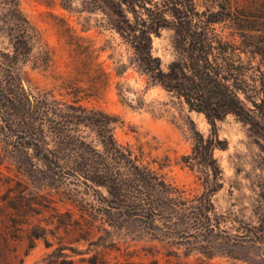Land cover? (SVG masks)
I'll return each mask as SVG.
<instances>
[{
	"label": "trees",
	"instance_id": "16d2710c",
	"mask_svg": "<svg viewBox=\"0 0 264 264\" xmlns=\"http://www.w3.org/2000/svg\"><path fill=\"white\" fill-rule=\"evenodd\" d=\"M60 5L69 12L100 13L105 26L132 50V63L148 85L204 115L207 136L188 118L191 150L181 156L185 166L199 173L202 190L186 195L142 152L119 143L113 134L117 118L82 105L83 89L71 78L59 85L73 93L70 101L25 86L24 66L31 62L32 68L45 70L51 50L23 14L19 0H0V32L9 41V47L0 48V166L7 170L0 168V238L26 240L25 254L37 240L51 247L48 235L63 239L57 236L59 229L73 241L87 243L85 249H77L61 240L33 264H117L108 256L113 242L107 241L131 222L154 239H192L207 250L220 239L264 243L251 229L239 234L220 229L212 201L222 176L214 157V150L223 147L217 122L234 115L264 139L263 13L246 17L229 0L201 11L197 0H60ZM226 23L239 40L217 30V24ZM165 28L173 31L174 58L163 67L153 53L152 36ZM79 53L85 62L87 57L90 79L98 90L107 76L97 55L92 57L89 46ZM90 125L96 127V143L81 128ZM93 186L104 187L108 195L98 198ZM55 197L75 210L61 211ZM204 255L213 257L210 252Z\"/></svg>",
	"mask_w": 264,
	"mask_h": 264
},
{
	"label": "rangeland",
	"instance_id": "374dc122",
	"mask_svg": "<svg viewBox=\"0 0 264 264\" xmlns=\"http://www.w3.org/2000/svg\"><path fill=\"white\" fill-rule=\"evenodd\" d=\"M220 2L197 0V7L201 11ZM19 3L23 14L42 33L52 54L51 63L45 70L32 68L31 62L24 66V85H29L32 92L51 91L57 98L70 101L73 100V93L65 92L59 85L63 78H71L83 89L79 93L82 105L117 118L113 134L119 143L131 146L138 154L142 152L144 159L165 180L186 195L201 192L199 173L185 166L181 156L191 150L188 118L207 136L209 124L204 115L189 111L160 87L148 85L132 63V50L114 30L105 26L100 13L69 12L61 7L60 0H19ZM229 3L246 17L259 12L264 15V0H229ZM216 28L225 37L239 40L228 23L217 24ZM172 38L173 31L166 28L152 36L153 53L161 59L163 67L174 58ZM8 42L5 34L0 32V48L9 47ZM85 46H89L92 57L97 55V61L107 76V81L98 90L93 87L94 80L90 79L87 57L85 62L82 60L84 54L79 53ZM33 53L36 55V49ZM81 128L94 143L97 142L95 126ZM217 132L223 147L214 150V157L221 167L222 176L221 187L213 194L212 201L220 229L225 228L233 234L251 229L264 238V139L247 123L231 114L217 122ZM0 168L7 171L3 166ZM93 188L98 198L108 195L104 187ZM57 201L61 211L65 208L75 210ZM97 225L109 228L107 224L97 222ZM55 231L63 239L48 235L51 247L47 248L42 240H37L26 254V240L16 243L11 238H0V264L41 261L60 245L61 240L72 248L87 247V243H77L71 236H65L62 229ZM107 242H113L108 256L117 264H151L153 260L159 264H264V243L232 244L220 239V243L208 248V251L192 239H154L137 222L124 223ZM63 251L71 255L69 249ZM208 252L213 255L210 259L204 255ZM21 258L23 262L18 263Z\"/></svg>",
	"mask_w": 264,
	"mask_h": 264
}]
</instances>
